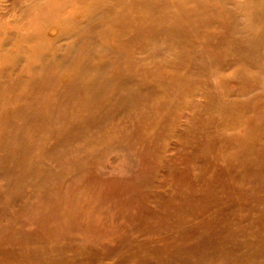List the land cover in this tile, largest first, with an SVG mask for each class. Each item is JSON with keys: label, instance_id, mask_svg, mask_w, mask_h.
I'll return each instance as SVG.
<instances>
[{"label": "rangeland", "instance_id": "rangeland-1", "mask_svg": "<svg viewBox=\"0 0 264 264\" xmlns=\"http://www.w3.org/2000/svg\"><path fill=\"white\" fill-rule=\"evenodd\" d=\"M20 1L0 0V256L264 264V0Z\"/></svg>", "mask_w": 264, "mask_h": 264}, {"label": "bare ground", "instance_id": "bare-ground-1", "mask_svg": "<svg viewBox=\"0 0 264 264\" xmlns=\"http://www.w3.org/2000/svg\"><path fill=\"white\" fill-rule=\"evenodd\" d=\"M19 1V0H18ZM22 1V0H21ZM20 1V2H21ZM14 3V2H13ZM15 4V3H14ZM16 8V7H15ZM18 9V8H17ZM16 10V9H15ZM15 12V11H14ZM20 12V11H19ZM34 13V12H33ZM80 13V12H79ZM81 15V14H80ZM37 16V15H36ZM40 17V16H39ZM43 20V19H42ZM45 22V21H44ZM46 25V24H45ZM58 30V29H57ZM55 35V34H54ZM65 80V78H64ZM122 155V154H121ZM114 158V157H113ZM119 160V159H118ZM111 161V160H110ZM111 163V162H110ZM113 164V163H112ZM62 213V212H61ZM47 218H50L47 215H42L39 219L40 225L43 226L45 229H43L44 236H51L52 234L48 231H52V228L54 223L52 221L47 220ZM35 227V226H34ZM32 227V228H34ZM31 228V227H30ZM36 248L29 246L27 242L18 245V259L14 262L12 258L10 257H1L0 256V264H51V260H48V258L43 257L42 255L34 253V250H39L41 248V245L35 246Z\"/></svg>", "mask_w": 264, "mask_h": 264}]
</instances>
